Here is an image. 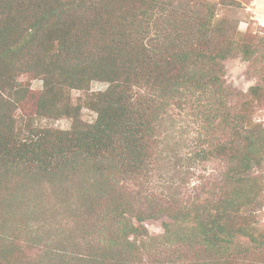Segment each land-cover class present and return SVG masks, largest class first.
I'll use <instances>...</instances> for the list:
<instances>
[{"label": "trees", "instance_id": "trees-1", "mask_svg": "<svg viewBox=\"0 0 264 264\" xmlns=\"http://www.w3.org/2000/svg\"><path fill=\"white\" fill-rule=\"evenodd\" d=\"M240 4L0 0V196L27 181L63 191L80 178L85 213L99 204L108 232L96 263L264 264V26L239 30ZM235 56L258 79L246 92L225 80ZM33 79L42 90L26 116ZM96 80L106 88L91 90ZM60 118L68 128L46 123ZM164 118L175 140L162 160L165 208L120 185L158 172ZM164 216L165 259L143 260L142 222Z\"/></svg>", "mask_w": 264, "mask_h": 264}, {"label": "rangeland", "instance_id": "rangeland-1", "mask_svg": "<svg viewBox=\"0 0 264 264\" xmlns=\"http://www.w3.org/2000/svg\"><path fill=\"white\" fill-rule=\"evenodd\" d=\"M238 1L241 4L234 15L238 20L239 30L244 31L249 25L254 30L259 25L264 26V0ZM224 67L226 83L232 89L246 92L249 86L258 81L251 72L248 62L239 56L224 60ZM106 86L105 82L96 80L91 82L90 89L104 90ZM29 88L26 102L20 104L19 110L26 116L34 111L42 83L38 79L30 80ZM79 95L80 92L77 90L69 92L73 103ZM80 117L87 121L93 119L94 114L86 108H81ZM257 117L264 126V107L259 109ZM162 122L164 133L160 135V141L157 140L154 147V150L160 154L161 163L156 166L160 174L156 171L147 179L140 180L141 185L126 181L121 182L120 185L126 191L140 192L142 202L146 201L144 196H153L158 200L159 205L165 208L170 198L165 197L168 188L162 160L166 154L171 153L175 140L165 139V118ZM46 123L53 127L68 128L70 120L60 118ZM208 168L214 170L217 168V163H210ZM79 179L75 178L72 183L63 187V191L47 183L36 184L27 181L18 185L17 190L10 195L2 193L0 250H5L1 256L3 264H100L94 260L100 256L99 245L104 243L108 232H103V224L98 215L99 204L85 213L80 200L84 186L78 185ZM258 215L264 227V204ZM166 220L168 219L165 216L160 219L143 220L142 225L146 228L147 234L137 236L135 239L140 247L138 256L141 255L143 260L165 259L167 246L158 239L163 235V222ZM132 222L137 224L134 218ZM129 238L132 239L133 236L130 235ZM101 264L112 263L110 259H105Z\"/></svg>", "mask_w": 264, "mask_h": 264}]
</instances>
